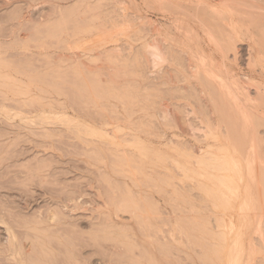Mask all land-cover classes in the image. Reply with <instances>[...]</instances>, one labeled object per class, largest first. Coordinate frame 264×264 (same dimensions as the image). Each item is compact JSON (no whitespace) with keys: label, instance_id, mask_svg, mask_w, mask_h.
Here are the masks:
<instances>
[{"label":"rangeland","instance_id":"rangeland-1","mask_svg":"<svg viewBox=\"0 0 264 264\" xmlns=\"http://www.w3.org/2000/svg\"><path fill=\"white\" fill-rule=\"evenodd\" d=\"M186 1L0 0V264H227L249 221L241 264H264V20L233 34Z\"/></svg>","mask_w":264,"mask_h":264},{"label":"bare ground","instance_id":"bare-ground-1","mask_svg":"<svg viewBox=\"0 0 264 264\" xmlns=\"http://www.w3.org/2000/svg\"><path fill=\"white\" fill-rule=\"evenodd\" d=\"M182 1H184V0H160V2H159V5L160 6H162L163 8L165 7V9L166 8H168V10H167V12L169 11V10H171L173 13H178V14H180V12L182 11V10H180V9H182V7H181V5H182ZM186 1V0H185ZM232 1V0H231ZM230 1V2H231ZM240 1V0H239ZM255 1H257V0H255ZM228 0H209V3L208 2H206V3H208V4H206V3H204V1L202 2L201 0H197V4H200V6L201 7H203V6H205V9H207L208 10V12H209V14L210 15H212L213 16V18H215V19H217L218 20V22L217 23H222V24H224V22H221V21H223V20H228V21H231V25H230V27H231V29H230V27H228L229 29H230V31L232 30V32H233V34L235 33V32H238L239 33V28L241 27V26H243V24H241V23H246V22H250L254 27L256 26V25H258V24H260V22H261V20H264V7H259L258 5L256 6L255 5V3H254V1L253 0H251V1H249V0H241V4H242V6L244 7L243 8V10H241V13H240V11L239 12H236V11H233V9H231V4H229L230 3ZM236 2V1H235ZM235 2H233L234 4H235ZM261 2H263L264 3V0H261ZM260 2V3H261ZM186 3L187 4H189L187 1H186ZM183 4H184V2H183ZM203 5V6H202ZM206 5H208V7H206ZM262 5V4H261ZM235 6V5H234ZM241 9V8H240ZM165 10V11H166ZM185 12V11H184ZM202 12V11H201ZM188 13V12H187ZM178 16V15H177ZM180 16V15H179ZM178 16V17H179ZM175 18H176V16H175ZM182 20V19H181ZM180 20V21H181ZM213 21V23H214V20H212ZM227 21V22H228ZM187 22V21H186ZM230 23V22H229ZM208 24H209V22H208ZM180 25V24H179ZM178 25V26H179ZM205 25H207V24H205ZM216 24H214V26H215ZM227 25V24H226ZM245 25H247V24H245ZM188 26V25H187ZM252 26V27H253ZM180 28H181V26H179ZM217 27V26H216ZM216 27H214L215 29H216ZM259 27H260V25H259ZM263 27V26H262ZM222 28V27H221ZM220 28V29H221ZM249 28V27H248ZM214 29V31L216 32V30H220L219 29V27H218V29H216L215 30ZM261 29V28H260ZM183 30V29H182ZM223 30V29H222ZM243 30V29H242ZM213 31V30H212ZM221 31V30H220ZM247 31V30H246ZM222 32V31H221ZM254 32V31H253ZM258 32V31H257ZM218 34H219V32H217ZM249 33V32H248ZM187 34V33H186ZM217 34V35H218ZM231 34V33H230ZM229 34V35H230ZM222 35H225V34H222ZM228 35V34H227ZM235 35H237V34H235ZM220 36V35H219ZM232 36V35H231ZM250 36V35H249ZM262 36V35H261ZM187 37H188V35H187ZM260 37V36H259ZM184 38V37H183ZM224 38V37H223ZM226 38V37H225ZM225 38L224 39H222L221 37L218 39L217 38V41L219 42V41H222V42H220V43H223L224 41L223 40H225ZM234 38H235V36H234ZM237 38H238V35H237V37L235 38V40H237ZM264 38V37H263ZM215 39V38H214ZM231 39H233V38H231ZM230 39V40H231ZM255 39V38H254ZM262 39V38H261ZM226 40H228V41H230L229 40V38L228 39H226ZM234 40V41H235ZM260 40V39H259ZM258 40V41H259ZM228 41H226V43L228 42ZM257 41V42H258ZM225 43V42H224ZM225 43V44H226ZM261 43V42H260ZM216 44V43H215ZM215 44H214V46H215ZM224 44V45H225ZM217 46V45H216ZM234 46H235V44H234ZM220 47V46H219ZM222 47V46H221ZM228 47V46H227ZM151 48H152V46H151ZM232 48V47H231ZM216 49V48H215ZM220 49H222V48H220ZM261 49V48H260ZM222 50H224V49H222ZM229 50V49H228ZM262 51V50H261ZM162 53H163V51H161V49L159 48H156V46H154L153 45V51H151V53H150V55L154 58L153 60H164V58H163V55H162ZM263 55V54H262ZM262 58H261V56H258L257 57V63H259L260 62V60H261ZM155 60V61H156ZM165 61V60H164ZM160 62V61H159ZM199 67V66H198ZM204 67V66H203ZM191 69H193V71L195 70V65H194V67H190ZM205 69H206V67H204ZM212 68V67H211ZM209 69V68H208ZM207 69V70H208ZM213 70V69H212ZM196 71H197V66H196ZM201 71V70H200ZM211 71V70H210ZM206 72V71H205ZM223 72V71H222ZM225 72V71H224ZM192 73H194V72H192ZM195 75V74H194ZM212 75V74H211ZM215 75V74H214ZM217 76V75H216ZM194 77V76H193ZM208 77V76H207ZM213 77H215V76H213ZM210 79H213V78H210ZM209 79V80H210ZM225 79H214V81H216V82H218V86H219V90H220V97H219V99H218V97L216 96V98L218 99V100H215V99H212V100H210V102H212V104L214 105V109H213V111L215 112V113H217L218 115L221 113V114H224L225 112H226V110H227V108H226V103H228L227 101L229 100V98H231V97H233V94H231L232 92H229V89H227L228 87H227V84L225 83V81H224ZM213 81V80H212ZM213 81V83H215ZM211 83V82H210ZM236 83V82H235ZM214 85H216V83L214 84ZM237 85V84H236ZM232 86H234V89H235V85H233L232 84ZM238 86H240V85H238ZM217 87V86H216ZM233 88V87H232ZM217 89V90H218ZM207 90V89H206ZM237 91V90H236ZM219 92V91H218ZM236 93V92H235ZM263 93V92H262ZM205 94V93H204ZM237 94V93H236ZM240 94V93H239ZM258 94V93H257ZM256 94V95H257ZM207 95V94H206ZM205 95V96H206ZM217 95V94H216ZM264 95V94H263ZM262 95V96H263ZM241 95H239L238 96V98L240 97ZM257 96H259V94L257 95ZM261 96V95H260ZM203 98V97H202ZM234 98V97H233ZM200 99V98H199ZM228 99V100H227ZM235 100V99H234ZM231 101H233V99L231 100ZM230 101V102H231ZM204 102V101H203ZM235 101H233V103H234ZM200 104V103H199ZM243 104V103H242ZM227 106L229 107V104H227ZM233 106V105H232ZM238 105H236V107H237ZM233 107H235V105L233 106ZM242 107V106H241ZM213 108V107H212ZM239 108V107H238ZM242 109V108H241ZM240 110V109H239ZM239 110H237V111H239ZM235 111H236V108H235ZM241 113H242V111H240ZM207 113V112H206ZM227 113V112H226ZM240 113V114H241ZM231 114H232V112H231ZM239 114V113H238ZM225 115H227V114H225ZM235 115H236V113H235ZM166 116V115H165ZM221 116V115H220ZM241 116L243 117V113L241 114ZM245 116V115H244ZM248 116V115H247ZM168 117V116H167ZM210 117V116H209ZM214 117V116H213ZM226 118V117H225ZM235 118V117H234ZM233 118V119H234ZM212 119V118H211ZM216 120V119H215ZM218 120V119H217ZM225 120H227V119H225ZM242 120H244V118L242 119ZM222 121V120H221ZM228 121V120H227ZM210 122V121H209ZM229 122V121H228ZM233 122V121H232ZM245 122H247V120L245 121ZM245 122H244V124H245ZM220 123V124H219ZM219 123H218V125H222L221 123L222 122H220L219 121ZM230 123V122H229ZM236 123V122H235ZM232 124V123H231ZM247 124V123H246ZM213 125H214V123H213ZM217 125V124H216ZM216 125H214V126H216ZM229 125V124H228ZM233 125V124H232ZM212 128V127H211ZM229 128V127H228ZM234 128V127H233ZM246 128V127H245ZM233 130V129H232ZM226 131V130H225ZM216 132V131H215ZM231 134H232V131H229ZM235 133V132H234ZM216 134V133H215ZM221 134V133H220ZM227 137V136H226ZM228 139V138H227ZM241 142V141H240ZM239 142V144H240V148H241V143ZM230 142H228V144H229ZM252 144V143H251ZM233 146H232V150H233ZM253 148V147H252ZM256 148V147H255ZM229 149H230V147H229ZM235 150V149H234ZM233 150V152H234V154H235V151ZM245 150V149H244ZM237 151V150H236ZM248 151V150H247ZM228 152H229V150H228ZM233 152L231 151V154H233ZM237 154H238V152H236ZM228 154V153H227ZM230 154V155H231ZM237 154H235V155H237ZM243 155V154H242ZM254 155V154H253ZM232 156H234V155H232ZM239 156V155H238ZM237 156V158L238 159H240L239 157ZM249 156V155H248ZM228 157V156H227ZM257 157V156H256ZM234 158V157H233ZM236 158V159H237ZM244 158V157H243ZM251 158V157H250ZM246 159H247V157H246ZM253 159V161H254V157L252 158ZM257 159V158H256ZM233 160V159H232ZM232 160H231V164H232V167H233V169H235V172H236V174H238L239 176H241V168L238 166V164H240V163H238V164H234V162H232ZM230 161V160H229ZM243 161H245L244 159H243ZM236 162V161H235ZM251 163V159H249L248 158V165L250 166H252V164H250ZM257 163H258V161H257ZM241 165V164H240ZM259 165V164H258ZM260 165H261V163H260ZM242 167V166H241ZM244 167V166H243ZM257 167V166H256ZM230 168H231V166H230ZM223 170V169H222ZM221 170V171H222ZM225 170V169H224ZM229 170V169H228ZM228 170H225V171H227L228 172ZM250 170H251V168H250ZM224 171V172H225ZM244 171H245V169H244ZM252 171V170H251ZM258 171V170H257ZM226 172V173H227ZM231 172V171H230ZM232 172L233 173H235L233 170H232ZM253 172V171H252ZM232 173V175H234V178H235V174H233ZM229 174V173H228ZM228 174H226V175H228ZM245 174V173H244ZM248 174V173H247ZM252 175V174H251ZM258 175V174H257ZM231 176V175H230ZM250 176V175H249ZM227 177V176H226ZM232 177V176H231ZM237 177V176H236ZM242 177V176H241ZM228 178V177H227ZM233 178V177H232ZM245 178V177H244ZM239 179H240V177H239ZM243 179V178H242ZM242 179H241V181H242ZM235 180H238V179H235ZM240 181V180H239ZM244 182V181H243ZM227 183V182H226ZM234 183V182H233ZM241 183V182H240ZM3 184V183H2ZM243 184V183H242ZM220 185V187L221 188H225V182L224 183H220L219 184ZM244 185H245V183H244ZM3 186V185H2ZM6 186V185H5ZM8 186V185H7ZM6 186V187H7ZM249 186V185H248ZM227 187H228V185H227ZM226 187V188H227ZM247 187V186H246ZM246 187H244L245 189H246V192H248L247 191V189H249L248 187L246 188ZM1 188V187H0ZM12 189V188H11ZM12 192V191H11ZM249 193V192H248ZM247 193H245V195H246ZM243 195V194H242ZM249 194H247V196H248ZM12 197V196H11ZM242 198V197H241ZM132 199V198H131ZM242 199H244V198H242ZM246 199V198H245ZM244 199V200H245ZM251 199V198H250ZM263 199V198H262ZM262 199H261V201H262ZM33 201V200H32ZM245 201H247V200H245ZM264 201V200H263ZM12 202V201H11ZM25 202V201H24ZM27 202V201H26ZM122 202H123V200H122ZM244 202V201H243ZM10 203V202H9ZM248 203V202H247ZM263 203V202H262ZM12 204V203H11ZM22 204H24V203H22ZM22 204H20V205H22ZM234 204V203H233ZM252 204V203H251ZM25 205V204H24ZM254 205V204H253ZM252 205V206H253ZM23 206V205H22ZM27 206H29V202L27 203V205H26V207ZM245 206V205H244ZM252 206H250V207H252ZM26 207H24V208H26ZM128 207H130V206H128ZM247 206H245V208H246ZM23 208V207H22ZM248 208H249V205H248ZM242 209H244V207L242 208ZM250 209H252V208H250ZM55 210V209H54ZM229 210V209H228ZM236 210V209H235ZM246 210V209H245ZM248 210V209H247ZM246 210V212H248ZM244 211V210H243ZM243 211H242V214H243ZM43 212V211H42ZM133 213H134V211H133ZM2 214V213H1ZM237 214V213H236ZM246 214V213H245ZM245 214H243V215H245ZM250 214V213H249ZM248 214V215H249ZM19 215V214H18ZM239 215V214H238ZM247 215V216H248ZM44 217H46V219H47V221L48 222H50V223H52L56 218H57V214L54 212V211H49L48 213H47V215H45ZM138 217V216H137ZM234 218H235V216H233ZM238 217V216H237ZM240 217V216H239ZM243 217V216H242ZM241 217V218H242ZM247 218V217H246ZM232 219V218H231ZM31 220V219H30ZM57 220V219H56ZM55 220V221H56ZM238 220H241V219H239L238 218ZM243 220L245 221V219L243 218ZM247 220V219H246ZM54 221V222H55ZM223 221H225V220H223ZM230 221V220H229ZM233 221H234V219H233ZM34 222V221H33ZM244 223V222H243ZM250 223V221L248 222V223H246V226H245V230H244V232L245 233H243L242 234V232H241V228L242 227H238V226H236V228H234V227H232L233 225V223L231 224V223H229V224H231L230 225V234H231V236H230V240H228V241H230V244H231V246H230V248H229V250L225 253V252H223L222 250L224 249L223 248V244L226 242V245H227V237H228V235H226L225 233L224 234H220V237H219V239H218V249L214 252V255L211 257L212 259H215V261H216V259H219V260H221V261H225L226 260V263L227 264H241V259H242V255H243V253H244V250L246 251V249H243V241L245 240V238H244V240L242 241V237H241V234H242V236L243 235H245L246 234V227H248L247 226V224H249ZM0 224H2L3 226H2V228L4 227V229H5V234H6V236H7V245L8 246H11L12 247V249H14L15 248V244H16V237H15V235H14V231L11 229V227L8 225V223L6 222V221H4L2 218H1V216H0ZM39 224V223H38ZM251 224V223H250ZM260 224V223H259ZM221 225V224H220ZM235 225V224H234ZM240 226H242V225H240ZM243 226H244V224H243ZM238 227V228H237ZM251 227V226H250ZM228 228V227H227ZM33 229V228H32ZM60 229V228H59ZM229 229V228H228ZM260 229H261V227H260ZM37 231V230H36ZM35 231V232H36ZM242 231H243V229H242ZM227 234H228V232H227ZM121 235V234H120ZM71 236V235H70ZM117 236H118V234H117ZM227 236V237H226ZM262 236V235H261ZM106 237H108V236H106ZM120 237V236H119ZM125 237V236H124ZM247 237V236H246ZM50 238H52V237H50ZM73 238H75L74 236H73ZM229 238V237H228ZM248 238V237H247ZM246 238V239H247ZM254 238V237H253ZM117 239V238H116ZM45 240H46V238H45ZM113 240V239H112ZM259 241V240H258ZM125 243V242H124ZM264 243V242H263ZM41 244V243H40ZM69 244V243H68ZM257 244V243H256ZM78 245V244H77ZM14 246V247H13ZM29 247V249L30 248H32V246L30 247V245L28 246ZM35 247V246H34ZM17 248H18V246H17ZM65 248V247H64ZM129 248V247H128ZM261 248V247H260ZM36 249V248H35ZM62 249V248H61ZM9 250H10V247H9ZM31 250V249H30ZM37 250V249H36ZM262 250H264L263 248H262ZM11 251V250H10ZM61 251V250H60ZM260 251V249L258 250V252ZM12 252H14V251H12ZM36 252V251H35ZM69 252V251H68ZM247 252V251H246ZM254 252V251H253ZM257 252V251H256ZM257 252V255H259V253ZM9 253V252H8ZM71 253V252H70ZM227 254V255H225V254ZM264 252H262V254H263ZM17 254V252L16 253H13L12 254V256H14V257H16L15 255ZM19 254V253H18ZM28 254V253H27ZM31 254V253H30ZM58 254V253H57ZM244 254H246V253H244ZM250 254V253H249ZM31 256H33V255H31ZM244 257H245V255H243ZM247 256V255H246ZM30 257V256H29ZM249 257V256H248ZM262 257H264V256H262ZM49 258V257H48ZM62 258V257H61ZM147 258V257H146ZM246 258V257H245ZM251 258H252V256H251ZM16 259H17V257H16ZM31 259V258H30ZM52 259H53V257H52ZM153 259V258H152ZM250 259V258H249ZM147 260V259H146ZM149 260V259H148ZM219 260H218V262H219ZM261 260V259H260ZM259 260V261H260ZM148 262V261H147ZM217 262V261H216ZM253 262V261H252ZM243 263V262H242ZM48 264V263H47ZM63 264V263H62ZM151 264V263H150ZM256 264V263H255Z\"/></svg>","mask_w":264,"mask_h":264}]
</instances>
